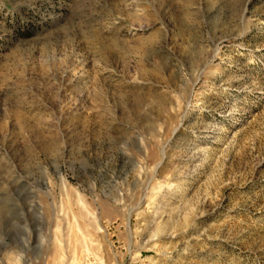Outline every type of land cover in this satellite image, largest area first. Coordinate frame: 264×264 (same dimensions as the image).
Segmentation results:
<instances>
[{
  "label": "rangeland",
  "instance_id": "rangeland-1",
  "mask_svg": "<svg viewBox=\"0 0 264 264\" xmlns=\"http://www.w3.org/2000/svg\"><path fill=\"white\" fill-rule=\"evenodd\" d=\"M0 264H264V0H0Z\"/></svg>",
  "mask_w": 264,
  "mask_h": 264
}]
</instances>
